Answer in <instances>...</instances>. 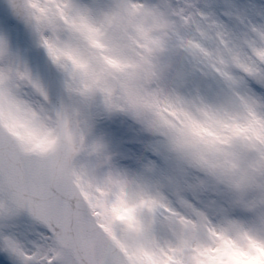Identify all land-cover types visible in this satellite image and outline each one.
<instances>
[{
	"label": "snow or ice",
	"instance_id": "snow-or-ice-1",
	"mask_svg": "<svg viewBox=\"0 0 264 264\" xmlns=\"http://www.w3.org/2000/svg\"><path fill=\"white\" fill-rule=\"evenodd\" d=\"M60 11L85 22L97 14L137 20L136 31L156 53L155 95L264 123V0H86ZM39 19L19 0H4L0 52L19 55L55 93L59 73L31 26ZM88 26L99 44V27ZM146 149L129 146L130 155L140 154L133 166L156 161L162 168ZM115 164L118 157L84 162L36 149L0 129V264H201L218 235L264 245V185L233 196L192 189L171 175L130 188ZM140 204L148 211L125 223L120 209Z\"/></svg>",
	"mask_w": 264,
	"mask_h": 264
},
{
	"label": "clouds",
	"instance_id": "clouds-1",
	"mask_svg": "<svg viewBox=\"0 0 264 264\" xmlns=\"http://www.w3.org/2000/svg\"><path fill=\"white\" fill-rule=\"evenodd\" d=\"M19 2L40 18L31 26L37 46L57 68L59 87L53 93L27 61L11 50L0 52V129H11L36 149L103 162L116 157L99 128L104 121L125 117L163 162L162 168L156 161L138 168L115 164L130 188L171 175L182 176L192 189L214 188L233 196L252 194L264 185V123L242 111L213 112L155 95L156 53L136 31L137 20L97 14L85 22L60 11L65 3L86 0ZM89 23L99 27V44L90 39L95 34ZM147 211V204L122 208L121 219L131 224ZM199 260L264 264V245L248 240L241 246L218 235Z\"/></svg>",
	"mask_w": 264,
	"mask_h": 264
},
{
	"label": "rangeland",
	"instance_id": "rangeland-1",
	"mask_svg": "<svg viewBox=\"0 0 264 264\" xmlns=\"http://www.w3.org/2000/svg\"><path fill=\"white\" fill-rule=\"evenodd\" d=\"M100 134H102L110 150L115 157L119 158L122 166L128 168H135L133 165L138 163L140 154L130 155L128 148L132 144H136L142 147L149 145V140L145 137L140 129L130 120L125 117H116L110 120L104 121L100 128ZM155 154L152 153L148 158L152 159ZM131 161V163H128Z\"/></svg>",
	"mask_w": 264,
	"mask_h": 264
},
{
	"label": "water",
	"instance_id": "water-1",
	"mask_svg": "<svg viewBox=\"0 0 264 264\" xmlns=\"http://www.w3.org/2000/svg\"><path fill=\"white\" fill-rule=\"evenodd\" d=\"M4 0H0V8H3Z\"/></svg>",
	"mask_w": 264,
	"mask_h": 264
}]
</instances>
